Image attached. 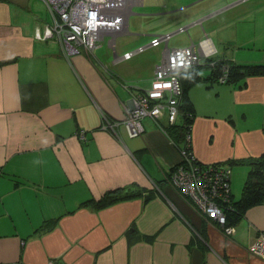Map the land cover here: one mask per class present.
Instances as JSON below:
<instances>
[{"label":"crops","instance_id":"crops-1","mask_svg":"<svg viewBox=\"0 0 264 264\" xmlns=\"http://www.w3.org/2000/svg\"><path fill=\"white\" fill-rule=\"evenodd\" d=\"M199 1L138 0L128 16L144 4L145 14L184 8L178 28L192 29L189 42L209 37L208 56L264 62V0ZM128 16L122 31L105 34L114 38L113 47L106 40L110 59L95 49L101 38L85 52L44 35L51 17L43 0H0V264H264L248 251L264 230V200L225 234L169 182L182 139L162 129L165 113L142 117L135 136L121 123L109 126L149 86L158 60L138 54L162 43L161 56L165 46L150 45L154 33ZM197 81L186 90L190 150L199 162L230 166L234 200L249 164L232 159L264 152V74ZM262 175L264 191V166ZM125 187L136 194L99 208L79 205Z\"/></svg>","mask_w":264,"mask_h":264},{"label":"built area","instance_id":"built-area-1","mask_svg":"<svg viewBox=\"0 0 264 264\" xmlns=\"http://www.w3.org/2000/svg\"><path fill=\"white\" fill-rule=\"evenodd\" d=\"M51 17V23L44 27V35L56 36L67 49L80 45L85 52L94 48L97 40L106 32H120L124 24L123 8L128 0H43ZM168 33L153 35L150 45L160 41L166 43ZM110 45L113 41L108 40ZM212 42L206 35L196 42L190 41L183 46H164L159 60L153 65V75L149 86L133 93L131 105L125 108V115L119 120L109 121L112 127L121 123L129 136L138 135L142 131L141 118L148 116L152 119L165 113L167 123H172L178 114L177 97L180 95L179 75L188 67L197 64L200 59L207 57L213 51ZM131 52L124 53L127 56ZM226 72L223 71L217 80L225 82ZM107 122H105L106 124ZM165 131V130H164ZM187 131V132H186ZM189 131L185 130L183 145L178 153L184 160L179 166L169 172L171 184L195 206L205 221H214L228 234L232 225L224 226L223 205L230 199L228 183L221 188L218 182L228 180L229 167L222 163H202L193 160L189 146ZM77 137L84 138L83 131L76 132ZM252 254L264 258V231L255 234L248 245ZM16 264V263H5ZM48 264H53L51 260Z\"/></svg>","mask_w":264,"mask_h":264},{"label":"trees","instance_id":"trees-1","mask_svg":"<svg viewBox=\"0 0 264 264\" xmlns=\"http://www.w3.org/2000/svg\"><path fill=\"white\" fill-rule=\"evenodd\" d=\"M212 57L213 56H207L202 58L201 61H199L197 64L188 67L179 75L181 92L180 95L177 97V106L178 110L180 111V114L176 116V122L174 121L171 124L167 123V125L162 128L173 138L182 139L185 130L189 131L190 129V120L192 118L193 111L191 109V104L187 101L186 90L191 82L201 79L209 83L212 80L217 79V76L220 75V68L222 64H225L228 68L225 82H234L236 79L246 73L264 74V62L235 63L229 59H223L221 56L219 58L215 57V59H213L212 61ZM3 62L6 61L1 60L0 64H2ZM204 68L207 69V72L202 75L199 74V71ZM183 141L184 140L182 139L181 146H184ZM232 160L238 163L245 162L249 164V167L247 169L245 179L243 180L239 197L234 200L230 197L229 201L223 204L228 205L227 209H224V226L232 225L231 222L234 221L235 218L240 216L247 207L264 200L262 175V169L264 166V152H262L259 156H253L250 158H238ZM222 164L227 166V164L225 163ZM223 183H228V180L225 182L224 180H220L218 182L221 188L223 187ZM122 190L123 188L110 189L104 192L97 199L87 198L82 200L79 205H85L87 203H90L94 208H99L136 194L134 190H129L127 192H123ZM182 197L185 199L183 195Z\"/></svg>","mask_w":264,"mask_h":264},{"label":"rangeland","instance_id":"rangeland-1","mask_svg":"<svg viewBox=\"0 0 264 264\" xmlns=\"http://www.w3.org/2000/svg\"><path fill=\"white\" fill-rule=\"evenodd\" d=\"M135 1H138V0H128L127 2V6L123 8V12L122 14H124V17L125 15L128 16V12H129V9H128V5L131 3V2H135ZM205 0H200L199 2L200 3H204ZM243 1V0H242ZM140 8L138 11H135V12H140V13H133V14H130L128 17V21L131 22L132 20H136V21H141L140 24H142V27H145V28H148L146 29L148 33H154V35H158V34H165L167 32H170L172 30H176L178 28V25H179V19H177L176 17V14L177 13H180V11H183L184 8L182 9H179L177 11H170V12H166V13H159V14H145V13H142L144 11H146L145 9L143 10V8L145 7V4L144 5H140ZM176 12V13H175ZM224 12V11H223ZM233 12V10L231 11ZM230 12V13H231ZM178 15V14H177ZM220 15V14H219ZM218 18L215 19V21L217 20ZM186 23V22H185ZM184 23H180V25H182ZM122 27L125 25V24H121ZM159 28H162V29H165V31H159ZM190 34V35H189ZM150 36V35H149ZM148 35L146 37H149ZM188 36H191L192 37V29L190 31H187V29H182V30H176L174 31L173 33H171L165 43L166 46L168 47H174V46H183L185 44H187L189 42V37ZM204 36V35H203ZM202 36V38H203ZM109 38L108 35H105L103 34V36L101 37L100 40H98V45L95 47V49H100L101 52H108L109 56H110V59L112 57V50L110 48V46L107 45L106 43V40ZM119 37L115 36V41L118 40ZM201 38V39H202ZM194 39V40H193ZM193 41H197V37H193ZM200 40V39H199ZM161 47H162V43L156 47H146L141 53H139V57H143V58H149L152 60V65L155 61L159 60L160 58V50H161ZM212 51H213V48L211 47ZM131 53L128 54L127 56L131 55L132 54V51H130ZM124 56V55H123ZM223 59H227L225 56H221ZM217 58V57H216ZM219 58V57H218ZM213 59H215V57L213 58L212 57V61ZM201 60V59H200ZM228 60V59H227ZM221 71H220V74L223 73V71H225L227 73V66L225 64H222L221 65ZM202 71V74L205 73L206 69H201ZM227 75V74H226ZM203 83V84H209L207 81H204V80H201L199 79V81H197V83ZM217 84L218 82H216L215 80H212L210 85L211 84ZM197 89V88H196ZM199 90V89H198ZM201 94V91L198 92V96ZM178 113H180V111L178 110ZM177 115V113H176ZM156 119V118H154ZM176 118L174 119V121L176 122ZM173 121V122H174ZM172 122V123H173ZM190 131V129H189ZM190 135V134H189ZM182 139L184 140V137H182ZM189 140H190V136H189ZM189 146H190V141H189ZM193 156V160H191V163H195V157L193 154H191ZM182 157L180 156L179 154V157H178V161L171 167L170 169V173L171 171L173 170L174 167L176 166H179V164L182 162L184 163L185 161L184 160H181ZM197 160V159H196ZM198 161V160H197ZM227 167H229L230 169V166L227 165ZM172 174V173H171ZM230 178V177H228ZM169 182L170 184L172 183L170 181V178H169ZM228 184H229V179H228ZM172 185V184H171ZM173 188H175L174 185H172ZM228 188H229V185H228ZM230 191V190H229ZM187 200V199H186ZM188 201V200H187ZM190 204V203H189ZM197 212L199 211L195 206L191 205ZM199 213V212H198ZM200 215V214H199ZM201 216V215H200ZM233 225V224H232ZM219 226V225H218ZM220 227V226H219ZM233 227V226H232ZM220 229L223 231V229L220 227ZM234 229V227H233ZM232 229V230H233ZM264 230H259L256 234L260 233V232H263ZM232 231L230 230L229 233H231ZM228 233V234H229ZM249 251V250H248ZM250 252V251H249ZM251 253V252H250ZM252 254V253H251ZM254 255V254H252ZM254 256L262 259L264 261V258H262V256H260L259 254H255Z\"/></svg>","mask_w":264,"mask_h":264},{"label":"water","instance_id":"water-1","mask_svg":"<svg viewBox=\"0 0 264 264\" xmlns=\"http://www.w3.org/2000/svg\"><path fill=\"white\" fill-rule=\"evenodd\" d=\"M126 19H127V16L125 15V17H124V24L126 22ZM195 20H197V19H195ZM181 28L182 29H185V27H182V26H181ZM181 28H177L176 30H181ZM104 34H112L113 35V34H115V32H106ZM168 34H171V33H168ZM108 40L114 41V38L111 36ZM111 46L113 47V45H111ZM132 189H133V187H125V188H123L122 191L123 192H127V191L132 190Z\"/></svg>","mask_w":264,"mask_h":264},{"label":"flooded vegetation","instance_id":"flooded-vegetation-1","mask_svg":"<svg viewBox=\"0 0 264 264\" xmlns=\"http://www.w3.org/2000/svg\"><path fill=\"white\" fill-rule=\"evenodd\" d=\"M210 163H221V162H210ZM231 197V196H230Z\"/></svg>","mask_w":264,"mask_h":264}]
</instances>
